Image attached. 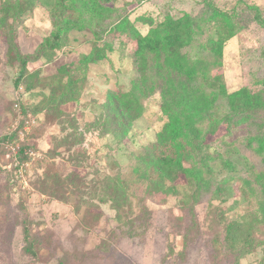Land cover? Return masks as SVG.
Listing matches in <instances>:
<instances>
[{
    "label": "rangeland",
    "instance_id": "1",
    "mask_svg": "<svg viewBox=\"0 0 264 264\" xmlns=\"http://www.w3.org/2000/svg\"><path fill=\"white\" fill-rule=\"evenodd\" d=\"M19 1L23 13L15 22L16 41L21 53L30 54L55 31L57 16L53 0ZM106 6L102 25L98 20L94 31H71L66 46L28 65L30 71L41 70L43 81L56 88L53 94L48 86L15 87L18 66L7 60L0 27V137L19 129L0 151V264H264V151L256 152L255 140L247 146L255 126L247 125L249 119L236 121L226 95L205 82L219 74L227 93L264 90V27L256 18L259 13L264 19V0H112ZM214 10L225 12L230 23ZM67 15L80 18L76 10ZM185 15L197 23L194 39L183 49L199 69L194 87L217 96L201 122L204 130L212 128L208 156L216 173L198 183L173 177L165 183L171 188L166 193L153 190L151 180L158 174L141 148L158 141L169 121L163 105L166 89H173L152 60L136 86L138 43L118 34L114 24L126 17L145 35L150 26L141 17L157 26ZM219 35L226 38L215 49ZM97 47H104L106 56L84 64L82 56ZM67 68L75 82L63 100L58 93ZM179 80L174 74L173 83ZM109 89L141 98L140 116L118 143L101 134L100 106ZM52 98L60 114L46 107L32 112ZM225 113L230 123L222 120ZM258 113L264 117L263 110ZM78 133L84 136L80 143H66ZM23 143L27 157L21 162ZM228 158L233 167H221ZM70 174L76 175L72 182ZM232 221L248 229L241 243L228 238ZM24 225L36 241L37 256L24 251Z\"/></svg>",
    "mask_w": 264,
    "mask_h": 264
},
{
    "label": "trees",
    "instance_id": "2",
    "mask_svg": "<svg viewBox=\"0 0 264 264\" xmlns=\"http://www.w3.org/2000/svg\"><path fill=\"white\" fill-rule=\"evenodd\" d=\"M13 1L4 0L2 2L0 7V27L8 46L7 60L9 63L17 64L18 66L14 81L15 87L24 86L28 91H33L37 87L44 88L48 86L52 91L50 94H53V90H56V88L43 81L40 77L41 70L30 71L28 65L42 58L47 59L56 50L66 46L70 41L69 34L71 31L85 28H90L94 31V27L98 25L96 22L99 20L101 24L106 18L110 10L106 4L112 0H53V10L57 16L56 20L58 23L56 29L46 36L35 51L30 54L21 53L17 45V26L15 22L22 17L23 8L19 0ZM70 10H76L80 18L69 17L67 12ZM214 14L221 15L227 24L230 23L229 17L225 12L214 10ZM256 18L264 27V19L259 13L256 14ZM140 20L150 26L145 35L141 34L134 23L126 17H122L115 22L114 30L118 34L125 35L128 39L138 43L134 50L137 72L136 86L139 85L140 76L146 71L145 63L152 60L156 63L159 73L170 82L173 89L171 92L166 89L167 100L163 105L164 110L169 114V121L165 124L164 130L159 133L158 141L141 148V156L151 165V170L158 174V177L151 180L153 181V190H161L167 193L171 192V188L166 186L165 183L173 177H184L198 183L206 174L216 173L211 163L213 157L208 156V136L212 134L209 133L212 128L204 130L201 122L208 113V109L214 105L217 96H208L204 89L194 87V83H197L195 77L199 69L191 66V62L187 60L183 51L195 37L197 23L192 20V17L188 15L180 18L170 17L161 21L162 23L157 26H152L151 20L146 17H141ZM231 34L232 31L225 35L229 36ZM225 38L226 36L219 35L215 49L221 48ZM107 49L111 50V47H107ZM105 56V48L97 47L90 54L83 55L82 62L84 64L94 63ZM58 71L62 72L63 69L59 68ZM64 72L66 73L65 79L67 82L60 88L58 97L68 100L75 79L68 68ZM174 74L180 75L178 85L173 83ZM220 77L221 75L216 74L206 79L205 82L211 87L219 88L226 95L231 113L238 117L236 121H247L249 119L250 123H247V125L249 127L255 126V134L247 139V146H251L252 140H255L257 142L256 152L259 154L263 153L264 117L259 116L258 112L264 111V90L249 92L246 88H240L227 93L223 85L219 84ZM62 79L63 77L60 76L59 81H57V88L61 86L60 81ZM138 91L141 92L142 90L138 89ZM45 100H47V97ZM58 104L55 102V98H52L49 104L31 108V110L35 113L38 109L46 107L47 109H53L52 111L56 114H60L61 111H59ZM20 106L23 111H29L25 105L21 104ZM100 108V118H102L101 134L110 136L118 143L127 136L131 122L140 116L141 98L134 92H119L109 89L106 93V99ZM254 116L257 121H255ZM222 120L230 123L232 117L225 113ZM230 126L226 125V128ZM18 127L19 125L16 128ZM213 129L215 130L217 127ZM18 131L19 129H16L0 137V151H2L3 144L6 141H11L18 137ZM78 135V137L66 143L72 144L73 141L74 143H80L84 136L80 133ZM25 148L26 145L23 143L18 149L21 162L27 157ZM221 164V167H233L232 160L229 158L226 160L222 159ZM75 176L73 174L68 175L70 182L74 181L73 177ZM3 200L4 195L0 192V201ZM112 202L113 206L119 208L117 199L113 196ZM23 229L26 240L25 253L37 256L35 239L30 238L27 225H24ZM247 231L246 226L241 225L237 221H232L229 224L227 235L232 243L238 244L245 240V234H248ZM188 233V230L183 233L185 242L188 240Z\"/></svg>",
    "mask_w": 264,
    "mask_h": 264
}]
</instances>
